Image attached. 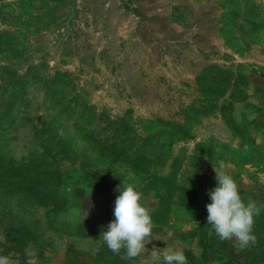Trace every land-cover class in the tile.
<instances>
[{"label":"rangeland","instance_id":"374dc122","mask_svg":"<svg viewBox=\"0 0 264 264\" xmlns=\"http://www.w3.org/2000/svg\"><path fill=\"white\" fill-rule=\"evenodd\" d=\"M220 161L264 203V0H0V254L264 264V211L244 250L208 224ZM123 183L154 223L135 260L101 238Z\"/></svg>","mask_w":264,"mask_h":264},{"label":"clouds","instance_id":"9594fccd","mask_svg":"<svg viewBox=\"0 0 264 264\" xmlns=\"http://www.w3.org/2000/svg\"><path fill=\"white\" fill-rule=\"evenodd\" d=\"M214 170L217 186L209 190L212 202L206 205L208 224L221 241L234 240V247L240 250L255 246V219L264 211V203H258L251 197L246 201L242 198L239 186L227 171L224 161H220ZM121 185L115 200V219L102 232L101 238L114 255H120L123 250L125 259L135 260L146 251L145 245L153 240L154 223L150 210L141 202L142 193L138 191V185ZM0 243L8 244L5 235H0ZM37 251L33 242H27L23 249L26 264H37ZM13 254H0V264H17L11 258ZM144 264H188V261L182 249L161 250L154 247Z\"/></svg>","mask_w":264,"mask_h":264},{"label":"trees","instance_id":"16d2710c","mask_svg":"<svg viewBox=\"0 0 264 264\" xmlns=\"http://www.w3.org/2000/svg\"><path fill=\"white\" fill-rule=\"evenodd\" d=\"M141 15H142V19L144 20V25H143V27L147 29V21H148V20H151V19H150V18H147V17L145 16V14H144V15L141 14ZM166 19H168V17H166ZM116 147H118V146H116V144H115L114 149H115ZM115 151H118V150L115 149ZM118 154H119V156L121 155L120 153H118ZM15 173H16L17 175H20V176H22V174H23L21 168L18 167V166H14V174H15ZM31 185H32L31 188L34 189L35 191H36V190H37V191H38V190L41 191V189L37 186V184H35V182H32Z\"/></svg>","mask_w":264,"mask_h":264}]
</instances>
